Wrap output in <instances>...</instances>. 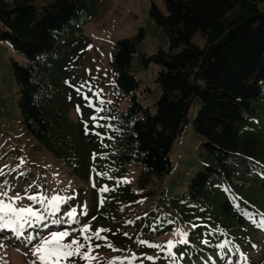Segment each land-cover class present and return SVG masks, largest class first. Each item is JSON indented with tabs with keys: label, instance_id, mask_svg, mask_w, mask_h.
<instances>
[{
	"label": "trees",
	"instance_id": "obj_1",
	"mask_svg": "<svg viewBox=\"0 0 264 264\" xmlns=\"http://www.w3.org/2000/svg\"><path fill=\"white\" fill-rule=\"evenodd\" d=\"M263 6L264 0L153 4L150 16L168 36L169 48L140 56L144 68L158 67L154 81L160 90L154 105L144 106L139 96L151 90L134 67L143 29L114 46L113 102L93 98L90 80L81 85V93L82 87L90 93L84 103L67 87L75 84L78 71L71 56L81 38L74 31L90 21L92 0H0V42L28 60L27 65L12 62L21 124L90 191L85 203V187L67 194L51 175L43 188L40 180L47 172L38 165L40 171L27 166L2 174L14 194L63 198L55 212L47 201L33 203L44 219L3 241L21 252L19 246L31 248L52 232L103 223L109 228L103 236L121 251L122 264H234L235 257L247 263L251 248L262 242L255 237L264 230L259 198L264 193ZM196 35L202 45L194 42ZM88 46L89 39L84 49ZM126 100L123 109L119 103ZM196 101L193 128L202 138V167L186 190L169 196L160 188L156 194L159 185L152 179L172 172L170 153ZM78 107V119L72 120L69 115ZM133 163L141 169L137 191L125 181ZM51 185L56 190L50 192ZM141 202L149 205L137 209L133 223L125 221L128 208Z\"/></svg>",
	"mask_w": 264,
	"mask_h": 264
},
{
	"label": "rangeland",
	"instance_id": "obj_2",
	"mask_svg": "<svg viewBox=\"0 0 264 264\" xmlns=\"http://www.w3.org/2000/svg\"><path fill=\"white\" fill-rule=\"evenodd\" d=\"M92 2L93 9L90 21L82 26L79 31H74L75 37L81 38V40H77L76 54L75 56H71V63L77 65L78 68L77 73L73 77L75 84L67 87L71 89V95L74 94L76 98L81 97L83 102L86 103L89 100L88 96H90V93L83 87H86L90 80H92L91 89L93 90V98H104L113 102L114 76L112 74L111 61L114 46L118 40L132 37L140 29H143L144 40L137 47L134 57V67L137 78L142 81L143 86L151 90L150 93H143L139 96L142 104L144 106H153L160 96V90L154 81V74L158 70V67L151 64L148 68H144L140 62V56L152 55L160 49L168 50L169 48L168 36L150 16L151 6L156 4L159 7H163L164 0H92ZM262 8L264 9V6ZM84 38L90 40V46L87 49H84L87 42V39ZM193 40L195 43L202 45V40L198 35ZM13 61H17L21 65L28 64V60L22 54L17 53L8 42H0V173L4 175L15 168H17L16 170H27V166L33 169V171H40L41 168H36V165L43 166L45 172H47L40 180L43 188L51 184L49 177L51 175L55 178V181L52 183L57 187H63V189L65 187L67 194L71 193L74 196L78 189L85 187V196L81 195V198L86 203L89 198L88 194L90 193L88 189L89 184L81 183L80 178L70 176L62 163L57 161L36 140L31 139L26 134L20 121L18 106L20 92L14 78ZM82 82L83 93H81ZM63 85L62 83V88H65ZM127 104L128 101L126 100L119 103V106L124 109ZM199 106L200 103L196 101L190 111V123L185 128L183 135L177 138L170 153L173 165L172 172L162 180L152 179L153 185H159L155 192L156 194L163 190L165 195L173 196L186 190L187 181L190 176L202 167V154H204L201 145L202 138L195 133L193 128V119ZM69 117L72 120H77L78 111L76 113L72 112ZM127 171L125 181H130L127 183H129L133 190L137 191V178L141 169L138 164L133 163ZM2 181L3 179H0V190L8 191L10 196H15L14 190L7 188V184ZM40 181L38 184L41 185ZM54 190H56L55 186H49L50 192ZM21 197L24 198L18 204L20 207H30L34 203L29 201L24 195ZM259 198L264 202V193L261 196L259 195ZM36 204L34 203V205ZM148 205L149 203L147 202H141L136 205L138 207H129L127 210L128 216H125V221L133 223V218L140 212L137 209L141 208L145 210L144 208ZM122 210L124 209L122 208ZM85 226L93 229L88 233L89 235L100 229H109L103 223L99 225V228L98 226L91 227L89 224H85L76 230V232L71 233L64 243H69L72 239H79L78 233H81L80 230ZM104 232L101 233L102 236ZM10 233L12 232L8 230L0 231V264H35L37 257L33 254V251L37 244L27 249L24 245L19 246L21 249V252H19L3 241L5 238L10 237ZM169 238L171 241L173 240L172 237L169 236ZM255 238L257 241L262 242L257 243L258 247L251 248L254 251L245 260L247 263L242 261L244 259L235 257L238 259L234 264H264V230L262 229ZM92 244L93 246L99 245V247H94L92 252L97 257L92 264H122L121 251L108 247L111 243L106 240L93 239ZM76 264H87V261L78 259Z\"/></svg>",
	"mask_w": 264,
	"mask_h": 264
},
{
	"label": "snow or ice",
	"instance_id": "obj_3",
	"mask_svg": "<svg viewBox=\"0 0 264 264\" xmlns=\"http://www.w3.org/2000/svg\"><path fill=\"white\" fill-rule=\"evenodd\" d=\"M85 98L87 99V97ZM89 106H92L91 103ZM77 111H79V107ZM97 111H102V109H97ZM93 119H96V117H93ZM23 198L19 193L10 196L8 191L0 190V231L20 232L31 226L34 220L42 221L44 219L43 215L34 211L31 207L18 206ZM26 198L41 205L47 201L48 209L53 212L57 210L59 204L63 201L60 196H53L49 199L43 195L34 194L28 195ZM80 231L83 242L80 239H72L69 243H64L65 239L71 235L67 231L52 232L50 236L43 238L33 251V254L37 257L35 264H76L78 259L87 261V264H92L97 258L92 254L94 247H99V245L93 246L92 240H106L107 238L102 236L101 233L107 230L100 229L89 235L91 229L89 226H85ZM108 247L111 248L112 245L109 244ZM169 247H175V245H169Z\"/></svg>",
	"mask_w": 264,
	"mask_h": 264
}]
</instances>
